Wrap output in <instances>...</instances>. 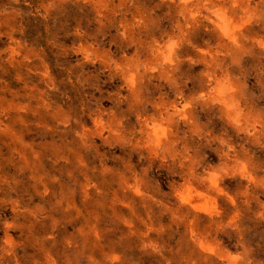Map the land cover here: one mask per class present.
I'll use <instances>...</instances> for the list:
<instances>
[{
    "label": "rangeland",
    "instance_id": "obj_1",
    "mask_svg": "<svg viewBox=\"0 0 264 264\" xmlns=\"http://www.w3.org/2000/svg\"><path fill=\"white\" fill-rule=\"evenodd\" d=\"M0 264H264V0H0Z\"/></svg>",
    "mask_w": 264,
    "mask_h": 264
}]
</instances>
